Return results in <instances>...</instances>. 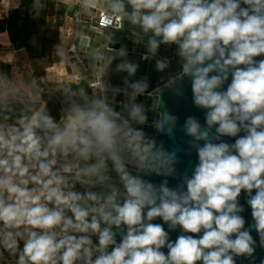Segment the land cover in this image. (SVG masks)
Segmentation results:
<instances>
[{
  "label": "clouds",
  "instance_id": "clouds-1",
  "mask_svg": "<svg viewBox=\"0 0 264 264\" xmlns=\"http://www.w3.org/2000/svg\"><path fill=\"white\" fill-rule=\"evenodd\" d=\"M77 3L126 24L164 87L183 95L187 80L204 120L181 125L123 46L96 56L104 65L91 91L66 92L56 115L40 91L20 93L0 76V264H255L264 249V0L69 6ZM178 126L196 154L183 174L157 139Z\"/></svg>",
  "mask_w": 264,
  "mask_h": 264
},
{
  "label": "water",
  "instance_id": "water-1",
  "mask_svg": "<svg viewBox=\"0 0 264 264\" xmlns=\"http://www.w3.org/2000/svg\"><path fill=\"white\" fill-rule=\"evenodd\" d=\"M67 11V6L59 3L57 5V14L64 16ZM95 22L99 21V11L91 10ZM89 17H81V25L78 32L73 37L69 47L67 58L64 61L65 69L67 76L72 78L76 77L80 80L81 84L91 91V88L88 87L89 83L95 79V71L103 67L104 61L97 60L96 56H111L112 52L110 49L118 50L120 47H125L128 53V59L132 61H137L140 63V68L138 71V76H147L149 83V92L160 88L162 89V100L164 106L174 115L178 117L179 123L182 125L184 119L187 116H196L201 123H203L204 115L203 112L197 109L191 98V88L187 80L183 82L182 85L177 87L183 93V95L177 94L176 91L171 90L170 88L164 87L166 84V77L164 73H160L155 68V61L142 60L141 56L145 52L142 46L135 45L131 37V32L129 27L124 24L123 27L119 29H112L109 31H102L97 29L96 23L90 24ZM123 23V22H121ZM160 56L170 57L172 55V50L168 48H161L159 52ZM115 61L113 63L114 67ZM174 69H178V64H173ZM103 79L105 81L110 80L112 85H121L123 80V74L116 75L111 72L105 73ZM75 86V85H74ZM118 99H123L122 95ZM140 100L145 105H151L152 99L147 94L141 97ZM149 120L154 119V115L150 112ZM147 131L153 135H157L152 128H147ZM157 139L162 141L165 144V147L169 149H174L181 163L178 165V171L183 174L185 171L189 170V164H194L196 162V154L192 152L191 155L188 154V138L184 135L182 129L178 126L174 136L168 137L166 135H157ZM175 185L176 181H171ZM246 218L250 221V209L246 212ZM255 235V234H253ZM264 260V249H258L256 252V261L255 264H260V261ZM243 264H248L245 260Z\"/></svg>",
  "mask_w": 264,
  "mask_h": 264
},
{
  "label": "rangeland",
  "instance_id": "rangeland-1",
  "mask_svg": "<svg viewBox=\"0 0 264 264\" xmlns=\"http://www.w3.org/2000/svg\"><path fill=\"white\" fill-rule=\"evenodd\" d=\"M3 2L7 4V11H3ZM22 2L23 0H0V76L6 77L20 93H25L26 90L34 92L41 89L43 95H52L53 90L50 85L44 84L35 90L33 85L40 80L47 69L54 68L65 59L66 54L59 55L61 50L64 52L59 40V23L49 9L50 3L46 0L49 5L47 11L39 13L40 16L42 14L46 16L45 31L37 29L36 32L31 33L25 30H7L10 13L21 8ZM15 51L21 52L22 55L35 62L28 64L29 60L24 57L23 62L25 63L22 64L21 69H15L14 60L17 58ZM51 73L53 74V71ZM80 87L83 88V86Z\"/></svg>",
  "mask_w": 264,
  "mask_h": 264
},
{
  "label": "trees",
  "instance_id": "trees-1",
  "mask_svg": "<svg viewBox=\"0 0 264 264\" xmlns=\"http://www.w3.org/2000/svg\"><path fill=\"white\" fill-rule=\"evenodd\" d=\"M2 6L7 11V4L4 2ZM49 5L46 0H23L21 8L10 13L7 24V30H25L36 32L37 29L46 30V16H40V11L45 13ZM79 87L73 86L72 91ZM42 98L46 101L47 107L54 114H58L62 101L52 95L44 94Z\"/></svg>",
  "mask_w": 264,
  "mask_h": 264
},
{
  "label": "crops",
  "instance_id": "crops-1",
  "mask_svg": "<svg viewBox=\"0 0 264 264\" xmlns=\"http://www.w3.org/2000/svg\"><path fill=\"white\" fill-rule=\"evenodd\" d=\"M48 2L50 3L49 9H51V11L54 14V18H55L54 5L52 4V2H50V0H48ZM4 10H5V8L3 9V11ZM58 29H59V40L62 43L61 44L62 48H64V52L66 54L65 59H66L67 53H68V47H69L72 39L66 35L64 28H62L60 24L58 26ZM75 32H77V31H75ZM14 54L15 55L17 54V58L15 57L16 59L14 60L15 69H18V68L21 69L22 64L25 63V62H23V58L26 56L22 55L21 52H16V51L14 52ZM26 58L28 59V57H26ZM65 59L63 60V62L56 65L54 68L47 69V72L45 74H43L40 77V80L33 85V89L35 90V89H38L41 85L43 86L44 84H48L52 87V90H53V92L51 94L55 98L60 99L62 101L65 93L72 91V87L74 85L81 88L80 86H83V85H80L81 83H79L80 80H78L77 76L72 77V78L67 76L65 65H64ZM28 60H29L28 64H33L35 62V60H33V59L32 60L28 59ZM51 71H53V74L51 73ZM38 83H40V86L37 85ZM83 88H85L86 90L89 91V89L87 87L83 86ZM27 91H29V90H26V92ZM38 91H40L41 95H43L41 89H39Z\"/></svg>",
  "mask_w": 264,
  "mask_h": 264
},
{
  "label": "built area",
  "instance_id": "built-area-1",
  "mask_svg": "<svg viewBox=\"0 0 264 264\" xmlns=\"http://www.w3.org/2000/svg\"><path fill=\"white\" fill-rule=\"evenodd\" d=\"M50 2H52V4L54 5V13L56 20L61 25V27L64 28L66 35L71 39H73V37L79 30L82 16L89 17V23H96L97 29H100L102 31L116 29L115 22H113L112 24H108L100 11L99 21L95 22L94 17L86 14L79 3L75 4V6L70 7L69 4L71 0H68V2H66V0H50ZM59 3H62L67 6V11L64 16H60L57 14V5Z\"/></svg>",
  "mask_w": 264,
  "mask_h": 264
},
{
  "label": "bare ground",
  "instance_id": "bare-ground-1",
  "mask_svg": "<svg viewBox=\"0 0 264 264\" xmlns=\"http://www.w3.org/2000/svg\"><path fill=\"white\" fill-rule=\"evenodd\" d=\"M67 72V71H66ZM37 85H39L40 86V83H38Z\"/></svg>",
  "mask_w": 264,
  "mask_h": 264
}]
</instances>
